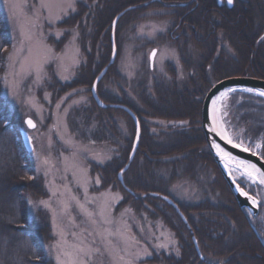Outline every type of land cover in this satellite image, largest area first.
I'll list each match as a JSON object with an SVG mask.
<instances>
[{"label":"trees","instance_id":"trees-1","mask_svg":"<svg viewBox=\"0 0 264 264\" xmlns=\"http://www.w3.org/2000/svg\"><path fill=\"white\" fill-rule=\"evenodd\" d=\"M129 7L132 9L122 16L116 30L118 56L128 33L136 37L140 22L160 16L165 29L153 40L144 38L139 43L141 47H173L181 67L180 71L176 70L171 61L166 62L165 71L150 66L134 81L133 98L126 95L118 98L114 94L111 97L103 89L106 85L116 89L108 79L114 77L112 81L116 85L117 61L99 85V94L105 102L129 106L141 122L140 148L125 173L126 185L133 193L118 179V172L129 162L135 134L133 119L121 108H101L90 91L112 55V22ZM165 9L160 14H149ZM1 15L0 12V37L8 47L7 27ZM59 27L66 30L65 36L59 41H50L60 50L68 41L70 30L76 29L85 58L70 82L54 84L60 93L82 87L89 92L91 105L76 107L72 114L78 118L79 113L87 112L78 123L85 129L86 120L96 123L95 133L88 136L84 129L83 136L96 142H114L117 137H110V122H107L109 127L103 113L109 116L118 111L128 120L130 136L124 137L119 155L103 165L93 164L92 172L100 175L102 188H120L124 192L125 198L117 208L129 205L137 212L152 213L174 231L181 243V255L163 253L149 261L155 264H264L262 240L252 229L248 211L239 206L224 179L202 128L203 100L216 81L233 75L264 78V2L251 0L247 4L245 0H235L230 8L220 5L219 0H79L76 11ZM6 54L7 51L0 54V66L7 59ZM3 68L0 67V264H55L46 248L55 241L50 214L39 208L31 218L30 211V201L45 198L48 189L24 147L16 115L10 114L3 95ZM238 93L245 100L237 114L244 122L254 123L249 131L256 138L264 132V97ZM11 119L15 121L7 125ZM150 119L174 121L179 125L161 127ZM201 174L211 190H217L218 203L206 199L186 207L171 195L175 180L182 176L195 180ZM163 195L178 203L188 222ZM194 237L203 258L196 251Z\"/></svg>","mask_w":264,"mask_h":264},{"label":"rangeland","instance_id":"rangeland-1","mask_svg":"<svg viewBox=\"0 0 264 264\" xmlns=\"http://www.w3.org/2000/svg\"><path fill=\"white\" fill-rule=\"evenodd\" d=\"M78 1L0 0V12L9 38L7 44H10L6 47L0 37V54L7 51V59L0 66H4L1 74L3 95L10 114L16 115L18 130H28L33 138L35 149L30 155L37 175L44 177L48 189L45 198L30 201L31 218L39 208L49 212L55 241L46 248L55 264H61V261L70 264V258L64 253L74 254L79 247L100 249L101 254L93 258V264H155L149 260L156 255L179 256L182 254L181 243L161 218H154L152 213L137 212L129 205L117 208L125 198L124 192L120 188H102L100 175L92 172L93 164L103 165L119 155L124 137L130 136L128 120L118 111L109 112V116L103 113L106 125L109 126L107 122H110L113 128L109 126L110 137L117 138L114 142L88 140L82 134L85 126H78L87 112L79 113L78 118H73L72 114L76 107L91 105L89 92L82 87L60 93L59 88L54 87L56 82H70L78 67L85 62L76 29L70 30L69 39L60 50L50 41H59L65 36L66 30L59 24L76 11ZM161 11L166 9L153 10L149 14H160ZM144 20L136 27V37L130 33L125 36L117 58L119 78L116 85L112 81L114 77L108 79L116 89L103 86L111 97L113 94L118 98L134 97V81L150 67V53L155 47L158 48L155 67L159 71H165L167 61L173 62L176 70H181L173 47H141L140 39L153 40L159 31L165 29L160 16ZM244 100L245 96L238 92L227 94L218 104L217 121L231 139L263 156L264 132L254 138L249 131V126L254 123L244 122L237 114ZM28 116L37 122L33 130L25 124ZM11 120L6 124L15 121ZM151 121L161 127L179 125L162 119ZM85 122L87 128L84 132L91 136L95 133L96 123ZM258 144L261 147L258 148ZM234 174L243 187L261 199L258 216H251L247 211L252 229H257L264 245V186L254 183L240 171L236 170ZM207 181L204 174L195 180L182 176L171 185V195L186 207L206 199L218 203L217 190H211ZM40 201L48 202L50 207ZM109 233L115 235L109 236ZM109 240L111 243H107ZM145 252L150 255H144Z\"/></svg>","mask_w":264,"mask_h":264},{"label":"water","instance_id":"water-1","mask_svg":"<svg viewBox=\"0 0 264 264\" xmlns=\"http://www.w3.org/2000/svg\"><path fill=\"white\" fill-rule=\"evenodd\" d=\"M232 5V4H230ZM132 9V7H129L127 10L121 11L117 16L114 18L112 22V34H111V42H112V55L109 61V64L106 65L96 76L92 87H91V93L101 108H108V107H114V108H121L125 110L127 113L130 114V116L133 119L134 125H135V135L134 140L132 144V150L129 156V162L118 172V179L122 186L129 192L133 193L134 191L131 190L125 182V173L129 169L131 163L134 161L138 150L140 148L141 143V135H142V128H141V122L138 117V115L127 105L124 104H108L105 101L102 100V98L99 95L98 87L103 78L106 76L107 72L109 71V68L115 64L118 56V48H117V42H116V30L118 23L122 16L126 13V11ZM158 49L155 48L150 53V64L151 67H154L155 58L157 55ZM155 53V55H153ZM253 89L254 91L249 92L246 91V89ZM230 89H235V91H229ZM255 90H264V78L257 77V76H251V75H233L226 78H223L219 81H216L211 88L208 90V92L205 95V98L203 100L202 105V128L205 133L206 142L213 154V157L216 161V164L218 165L224 179L226 180L230 190L232 191L234 197L236 198L239 206L242 209H247L252 214L251 216H258L260 212V204L261 199L256 193H253L249 191V189L243 187L239 181V179L235 176L234 171H240L242 174L245 170V165L242 163L243 161H246L248 163L255 164L257 168L261 169V171H264V158L263 156L243 145L241 147H235L234 145L239 144L235 142L232 139V143H228L227 139L225 137L227 134L223 132V130L220 129L219 124L217 123L216 118V107L218 106L219 102L229 93H235V92H249L256 95H259L257 91ZM260 96V95H259ZM264 97V96H262ZM28 119L33 120L37 127V122L30 116L25 118V124L29 130H33L35 128L29 127L26 123ZM21 139L23 141L24 147L27 150L28 153H31L35 149V145L33 142V138L30 134V132L26 129H23L20 131ZM219 145V147H217ZM247 148L249 151H244L243 149ZM247 177L246 175H243ZM260 184V183H259ZM264 186V185H263ZM239 189H243V191L247 192L249 196L255 197V199L258 201V204H252L251 201L248 199V197H245L241 194V191ZM163 198L167 201V203L173 205L181 218L188 222V219L184 212L181 210L180 206L177 202H175L171 197L163 195ZM254 231L256 234L259 233L255 227ZM260 237V236H259ZM193 242L196 248L197 253L200 255V257L203 258L202 252L199 247V243L196 237L193 238Z\"/></svg>","mask_w":264,"mask_h":264},{"label":"snow or ice","instance_id":"snow-or-ice-1","mask_svg":"<svg viewBox=\"0 0 264 264\" xmlns=\"http://www.w3.org/2000/svg\"><path fill=\"white\" fill-rule=\"evenodd\" d=\"M228 4H232L233 0H227ZM27 38V37H26ZM153 55H155V53H153ZM229 91H235V89H230ZM246 91L252 92L254 91L253 89L249 88L246 89ZM258 92V94L260 96H264V90H255ZM224 115H227V113H224ZM27 125L29 127L35 128L36 125L33 122V120L28 119L26 121ZM225 139H227L228 143H232V139L230 137H225ZM235 147H241L240 144H236L234 145ZM217 147H219V145H217ZM257 147H261V145H257ZM244 151H249V149L244 148ZM264 158V157H262ZM44 163L46 164L47 161H44ZM245 165V170L242 173V175H246L250 180H252L254 183L258 182L262 185H264V171H261V169L257 168V166L255 164L252 163H248L246 161L242 162ZM99 182V180H97V183ZM241 191V194L244 195L245 197H248V199L251 201L252 204H258V201L255 199V197H251L249 196V194L245 191H243V189H239ZM40 204L44 205L45 207H50V205L48 204V202L46 201H40ZM81 207H83L81 205ZM91 215V214H89ZM109 236L115 235L114 233H109ZM107 243H111V241H107ZM59 246V245H58ZM166 247V246H165ZM100 253V249L96 248V249H84L83 247H79L76 249L75 253H68L65 252L64 255L68 256L70 258V264H93V258L96 255H99ZM144 255H150V253L145 252ZM59 259V257H57ZM61 264H65L64 261H61Z\"/></svg>","mask_w":264,"mask_h":264},{"label":"flooded vegetation","instance_id":"flooded-vegetation-1","mask_svg":"<svg viewBox=\"0 0 264 264\" xmlns=\"http://www.w3.org/2000/svg\"><path fill=\"white\" fill-rule=\"evenodd\" d=\"M263 2H264V0H262ZM234 2H235V0H233V3H232V5H230V4H228L227 3V0H219V4L220 5H228V7H230V8H232L233 6H234ZM245 2L247 3V4H251V0H245ZM158 49V48H157ZM158 53V52H157ZM108 73V72H107ZM107 75V74H106ZM90 91H91V87H90ZM243 183V182H242Z\"/></svg>","mask_w":264,"mask_h":264},{"label":"bare ground","instance_id":"bare-ground-1","mask_svg":"<svg viewBox=\"0 0 264 264\" xmlns=\"http://www.w3.org/2000/svg\"><path fill=\"white\" fill-rule=\"evenodd\" d=\"M218 107H219V105L216 107V110H215L216 115H217V112H218ZM216 118H217V116H216ZM217 123L219 124L220 129L223 130V132H225V134H227L226 131H225V130L223 129V127L221 126V124L219 123V121H217ZM227 136H228V134H227Z\"/></svg>","mask_w":264,"mask_h":264}]
</instances>
